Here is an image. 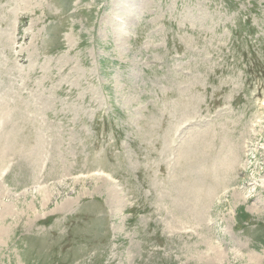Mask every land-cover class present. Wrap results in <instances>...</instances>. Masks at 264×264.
Here are the masks:
<instances>
[{
	"label": "rangeland",
	"instance_id": "rangeland-1",
	"mask_svg": "<svg viewBox=\"0 0 264 264\" xmlns=\"http://www.w3.org/2000/svg\"><path fill=\"white\" fill-rule=\"evenodd\" d=\"M6 206L0 264H264V0H0Z\"/></svg>",
	"mask_w": 264,
	"mask_h": 264
},
{
	"label": "bare ground",
	"instance_id": "bare-ground-1",
	"mask_svg": "<svg viewBox=\"0 0 264 264\" xmlns=\"http://www.w3.org/2000/svg\"><path fill=\"white\" fill-rule=\"evenodd\" d=\"M183 154V153H182ZM189 160V159H188ZM194 161V160H193ZM201 161V160H200ZM199 161V162H200ZM205 166V165H204ZM203 166V167H204ZM212 166V165H211ZM202 167V168H203ZM190 168V167H189ZM205 168V167H204ZM213 168V167H212ZM201 169V168H200ZM216 169V168H215ZM195 170V169H194ZM202 170V169H201ZM214 170V169H213ZM211 172V171H210ZM203 174V173H202ZM207 174V173H206ZM202 176V175H201ZM200 176V177H201ZM209 177V176H208ZM207 177V178H208ZM200 179V178H199ZM202 179H204V177H202ZM202 179H201V182H202ZM196 180L197 179H195V183H197L196 182ZM205 180V179H204ZM203 180V181H204ZM204 183V182H203ZM191 185H193V184H191ZM200 185V184H199ZM204 186H205V184H203ZM116 186V185H115ZM109 187V186H108ZM199 188V187H198ZM189 190V189H188ZM207 191V190H206ZM211 191V190H210ZM203 192V191H202ZM208 192V191H207ZM199 193V192H198ZM211 193V192H210ZM205 194V193H204ZM203 194V195H204ZM198 195H200V194H198ZM1 212H0V237H2V236H5L6 235V232H7V230H8V226L5 224V223H3V220H5L4 218L6 217V214H8V212L10 211V206H6V207H2L1 208ZM1 242V241H0Z\"/></svg>",
	"mask_w": 264,
	"mask_h": 264
}]
</instances>
